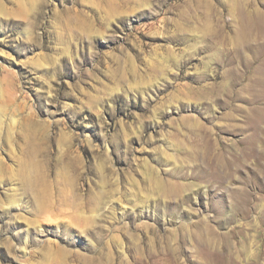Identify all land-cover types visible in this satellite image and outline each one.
Masks as SVG:
<instances>
[{
    "label": "rangeland",
    "instance_id": "rangeland-1",
    "mask_svg": "<svg viewBox=\"0 0 264 264\" xmlns=\"http://www.w3.org/2000/svg\"><path fill=\"white\" fill-rule=\"evenodd\" d=\"M0 264H264V0H0Z\"/></svg>",
    "mask_w": 264,
    "mask_h": 264
},
{
    "label": "bare ground",
    "instance_id": "bare-ground-1",
    "mask_svg": "<svg viewBox=\"0 0 264 264\" xmlns=\"http://www.w3.org/2000/svg\"><path fill=\"white\" fill-rule=\"evenodd\" d=\"M205 15H208V14H205ZM206 20H203L202 19V24L200 25V26H198V30L200 31V32H202V34L203 33H205L206 32V34H205V37H207L211 32H212V25H211V23H209L208 21H207V17H204ZM60 164H62V163H60ZM70 168H72L71 167V164L70 163H65V165H64V167H63V172L65 173L64 175H61L62 176V178L65 180L64 181V185H63V187H64V189H65V191H64V195H67V194H72L73 192H74V190L72 191V189H70L69 187H68V184L69 183H67L68 182V177H67V175H69L68 173H69V170H70ZM33 170L34 169H32V170H30V173H29V176H30V180H28V182H29V184H30V186L34 189V190H37L38 192H41V193H43L44 194V196H46V195H48V194H50V196L52 195V193L47 189V186H46V182H45V180L42 178V177H40L39 175H37V174H33ZM156 182V186H157V190H159V191H163V190H165L164 188V184H163V182L160 180V179H158L157 181H155ZM158 192V191H157ZM82 202L83 201H81V200H79L78 201V205H81L82 204ZM45 211V210H44ZM43 211V212H44Z\"/></svg>",
    "mask_w": 264,
    "mask_h": 264
},
{
    "label": "crops",
    "instance_id": "crops-1",
    "mask_svg": "<svg viewBox=\"0 0 264 264\" xmlns=\"http://www.w3.org/2000/svg\"><path fill=\"white\" fill-rule=\"evenodd\" d=\"M259 15H262V14H261V13H259V14H255V15H253V17H257V16H259ZM262 21H263V19L260 18V19H254L253 22H254V24H259V25H261V28H263V27H262V25H263V24H262ZM255 29L257 30V29H259V28L257 27V28H255ZM259 30H260V29H259Z\"/></svg>",
    "mask_w": 264,
    "mask_h": 264
}]
</instances>
